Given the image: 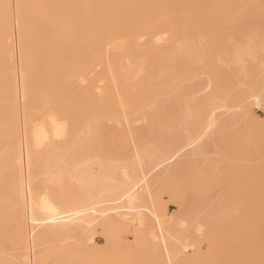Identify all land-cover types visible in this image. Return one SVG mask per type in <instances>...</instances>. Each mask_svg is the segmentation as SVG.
Here are the masks:
<instances>
[{"label":"bare ground","instance_id":"bare-ground-1","mask_svg":"<svg viewBox=\"0 0 264 264\" xmlns=\"http://www.w3.org/2000/svg\"><path fill=\"white\" fill-rule=\"evenodd\" d=\"M262 104L264 0H0V264H264Z\"/></svg>","mask_w":264,"mask_h":264},{"label":"rangeland","instance_id":"rangeland-1","mask_svg":"<svg viewBox=\"0 0 264 264\" xmlns=\"http://www.w3.org/2000/svg\"><path fill=\"white\" fill-rule=\"evenodd\" d=\"M156 30L157 29H155V32H156ZM154 32V31H153ZM142 39H139V41L141 40V42H138L137 43V45L139 44V43H141V45H142V48H143V45H144V47H146L145 45H147V46H149L147 43L149 42L150 43V45L151 44H153V42L152 41H149V40H151V38H150V35L149 34H145V35H143V37H141ZM144 43V44H143ZM140 44L138 45V46H141ZM96 71H98V68H95L94 70H93V72H92V75H94L95 73H96ZM203 74V75H202ZM201 74V76L199 75L198 76V79H193V81H190V82H188V83H185L184 85H188V86H192L191 88H197V87H199V85L200 86H203V84L206 82L207 83V79H206V76H205V74L204 73H202ZM205 76V77H204ZM200 77V78H199ZM139 78V76L137 77V79ZM197 78V77H196ZM202 83V84H201ZM170 98V99H169ZM168 99H167V101H170L171 99H173V97H169ZM263 105V107L262 106H258V105H255V106H253V109H252V111H253V116L255 117L256 116V118L258 119V120H262V121H264V104H262ZM258 106V107H257ZM260 107V108H259ZM155 107H153V106H151V107H146L145 109H142L141 111H138L137 113H135V115H134V117H133V120H134V122H132V125H134V126H132V127H138V128H140V129H142L143 128V126L146 128H143L142 130H143V132H141L142 134H143V137H142V135L140 134L139 135V138H138V143H140V144H143V143H148V142H150V141H153V139L156 141L157 139H159V138H161V137H163V136H166V133L165 132H167V130L166 129H162V131L161 130H157V129H161L160 127H158L157 128V123L159 124L160 122V124L159 125H163L162 124V122L163 121H158V120H156V121H154V120H152V122L150 121V118H148L147 119V121H149V124L147 123V121H146V119H143L142 118V114H145V115H148V113L149 114H151V113H153V109H154ZM156 109V108H155ZM154 109V110H155ZM240 111V110H239ZM227 115H228V113H226ZM226 114H224V116L223 117H226L227 115ZM152 115V114H151ZM148 116H150V115H148ZM260 118V119H259ZM153 121H154V123H153ZM244 122V121H243ZM243 122L242 121H240L235 127L237 128H234L236 131L240 128V129H242L243 128ZM102 123L104 124V125H109L108 126V128L109 129H111V127H118V128H120V127H126V125H125V123H121V124H117V122L114 120V119H108V120H103L102 121ZM156 123V124H155ZM131 125V124H130ZM154 126V127H153ZM242 127V128H241ZM150 128V129H149ZM154 128H156V129H153ZM112 129H114V128H112ZM152 129V130H151ZM239 129V130H240ZM148 130V131H147ZM151 130V131H150ZM157 130V131H156ZM152 131H154V132H152ZM150 132V133H149ZM164 132V133H163ZM158 134V136L156 135V134ZM159 133H161V134H159ZM147 134V135H146ZM156 135V136H154V135ZM165 134V135H164ZM262 134H263V136H264V131H262ZM161 135V136H160ZM109 137V135H106V136H104V138H103V140H104V142L103 143H105V145H107V143H108V149H109V151L111 152V153H113V154H116V155H128L130 152H131V149H132V145L133 144H131L132 142H130V144H126V145H124V144H119V142H117V141H115L114 140V143H116V144H114L112 141H111V138L113 137V136H110L109 137V139L110 140H108V137ZM99 137V136H98ZM98 137L96 138V142H97V140H99L98 139ZM100 138V137H99ZM101 138H102V136H101ZM114 138H115V136H114ZM108 141H107V140ZM99 141H101V140H99ZM110 141V142H109ZM2 142H4V141H1L0 143L2 144ZM111 142H112V144H111ZM99 143V142H98ZM97 143V144H98ZM0 144V147H2V145ZM99 144H101L100 146H99V148L101 147H104L103 146V144L102 143H99ZM98 144V145H99ZM109 144H110V146L111 147H109ZM113 144H114V146L116 147L117 146V144H118V146H117V148H115L114 146H113ZM120 145V146H119ZM122 145H124V147L122 146ZM113 147V148H112ZM105 149H106V146L104 147ZM107 152H108V150H106ZM210 154V153H209ZM208 154V155H209ZM210 156H212V157H214L215 156V154H210ZM184 157H186V156H179V157H177L176 158V161L177 160H181V159H183ZM157 172H159L158 170H156ZM156 171H154L153 173L154 174H157V172ZM154 174H152V175H154ZM213 193H214V190L212 191ZM213 195V194H212ZM194 197H200V196H198V195H196V196H194ZM210 196H208V198H209ZM162 198L166 201V203H167V208H168V211H170V212H173V211H176V209H178V206H177V204L174 202V201H172L170 198H169V195H168V193H163L162 194ZM167 199V200H166ZM170 199V200H169ZM169 200V201H168ZM168 201V202H167ZM98 235V242L99 243H104V238H103V236H101V234L100 233H98L97 234ZM128 236V238H129V240H132V236H130L129 234L127 235ZM206 245H207V242L206 241H203V243L201 244V247H202V249H205V247H206Z\"/></svg>","mask_w":264,"mask_h":264}]
</instances>
